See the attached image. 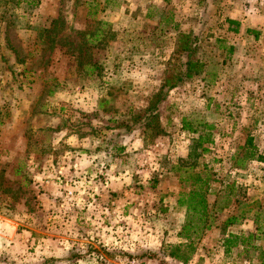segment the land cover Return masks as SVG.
I'll use <instances>...</instances> for the list:
<instances>
[{
  "label": "rangeland",
  "instance_id": "374dc122",
  "mask_svg": "<svg viewBox=\"0 0 264 264\" xmlns=\"http://www.w3.org/2000/svg\"><path fill=\"white\" fill-rule=\"evenodd\" d=\"M131 260L264 264V0H0V264Z\"/></svg>",
  "mask_w": 264,
  "mask_h": 264
},
{
  "label": "trees",
  "instance_id": "16d2710c",
  "mask_svg": "<svg viewBox=\"0 0 264 264\" xmlns=\"http://www.w3.org/2000/svg\"><path fill=\"white\" fill-rule=\"evenodd\" d=\"M228 23L236 25L237 22L235 20L228 19ZM234 30L236 28H233ZM194 37L190 32L187 33H177L176 38L174 39V48L173 55H175V61L169 68H167L166 74L163 77V81L161 84V88L172 89L179 84H181L182 80L191 75V72L198 70L202 64L197 59H193L191 57V53L193 50V46L195 45ZM149 115L143 118V125H146L149 121ZM131 129V127H128ZM199 142V141H198ZM205 188H201L198 186L197 188H193L188 190L186 193V201L183 202L182 198L178 199V203L181 205L185 203L186 209L192 212L195 216H197L200 221L205 217L206 214V199H205ZM234 220L232 216H229L225 220V224H229ZM185 230V226L183 227ZM250 236V234H249ZM239 236L235 234H227L225 238H223V249L224 251H228L231 246H235L237 243ZM244 241V238H242ZM184 246H189L185 244ZM180 248L179 245L173 247L171 250V255L174 258L181 259L184 262L187 259V255L180 256L176 254V251ZM139 262H142L139 260ZM145 263V262H142Z\"/></svg>",
  "mask_w": 264,
  "mask_h": 264
},
{
  "label": "built area",
  "instance_id": "2783aa9c",
  "mask_svg": "<svg viewBox=\"0 0 264 264\" xmlns=\"http://www.w3.org/2000/svg\"><path fill=\"white\" fill-rule=\"evenodd\" d=\"M121 264H152V263H142L139 261L131 260V261H125L124 263H121Z\"/></svg>",
  "mask_w": 264,
  "mask_h": 264
}]
</instances>
